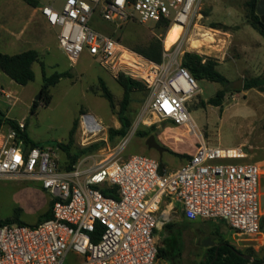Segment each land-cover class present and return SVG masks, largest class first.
<instances>
[{
	"label": "built area",
	"instance_id": "2783aa9c",
	"mask_svg": "<svg viewBox=\"0 0 264 264\" xmlns=\"http://www.w3.org/2000/svg\"><path fill=\"white\" fill-rule=\"evenodd\" d=\"M202 5L203 0H64L60 8L44 6L41 14L58 29L59 46L72 64L86 51L116 77L144 83L150 96L139 123L159 129L172 122L197 131L188 107L197 81L173 60L186 53L183 44L203 18ZM97 13L117 28L130 21L154 23L167 33L182 27L174 52H165L172 60L156 63L93 29L89 22ZM18 127L24 131L25 124ZM1 128L0 178L40 182L52 217L34 226L0 224V264H66L71 254L72 264H157L155 232L169 219L170 210L162 207L173 203L189 222L225 221L239 237L261 235V166L229 162L247 157L242 148L211 147L198 133L190 158L173 172H161L160 160L148 154L68 171L54 149L26 147L17 129Z\"/></svg>",
	"mask_w": 264,
	"mask_h": 264
},
{
	"label": "rangeland",
	"instance_id": "374dc122",
	"mask_svg": "<svg viewBox=\"0 0 264 264\" xmlns=\"http://www.w3.org/2000/svg\"><path fill=\"white\" fill-rule=\"evenodd\" d=\"M49 1H54L57 8L64 2ZM251 2L203 0V18L193 30L191 38L204 44L201 48H193L188 41L183 44L185 52L217 60L219 72L232 82L222 105L215 107L209 101L225 86L208 80H196L199 89L188 107L197 131L189 125L176 126L172 122L160 124L159 129L157 125L149 127L139 123L150 96L142 84L131 94L126 112L131 122L128 134L125 137H111V131L122 128L119 113L124 89L117 81L120 75L116 77L86 51L72 64L59 46L55 33L58 29L46 34L45 48L41 50V62L45 65L47 76L66 74L51 87V103L48 106L40 105L35 113H31L33 102L41 94L44 83L42 67L37 63L33 67L35 79L26 86L18 85L0 71V110L7 119L17 123L22 121L32 141L54 149L61 169L65 170L74 157L77 158L75 166L81 164L80 170L86 172L104 160H125L131 155L148 154L160 160L163 172H173L188 159L174 153L183 156L191 154L198 144V133L203 134L211 147L242 148L247 154L246 162L257 163L264 170V38L248 19ZM89 25L119 39L140 56L143 55L139 50L158 40L163 48L161 63L172 60L165 56L163 45L167 28L136 21L117 28L103 20L99 13L91 18ZM205 29L213 33L214 41L209 42L201 36ZM174 49L172 47L171 52ZM184 54L173 61L181 64ZM257 77L260 78L259 87L238 92L245 79ZM101 81L113 94V108L103 96ZM88 116L95 119L96 125L101 127L99 130L88 125ZM75 122L77 126L73 131ZM9 126L6 121L1 129L5 131ZM90 132L96 134H88ZM144 133L148 136L142 135ZM151 135H155L157 142L168 150L162 158L156 151L148 149L146 140ZM229 162L238 163L236 160ZM259 203L260 210L264 212V175L260 177ZM50 206V196L40 182L24 176L0 178L1 222L15 220L16 225L21 222L34 226L45 221L44 216L50 211ZM164 210L165 206L162 207ZM208 222L209 231L201 232L197 229L200 223L188 224L178 207L170 211L169 219L161 220L155 232L159 250L166 252V255H159L157 264H205L210 257V247L203 245L201 240L206 234H210L216 242L224 240L253 256L254 260L248 264L264 260V226L261 227V235L253 240L235 235L225 221ZM72 261L73 254L69 255L66 264H72Z\"/></svg>",
	"mask_w": 264,
	"mask_h": 264
},
{
	"label": "trees",
	"instance_id": "16d2710c",
	"mask_svg": "<svg viewBox=\"0 0 264 264\" xmlns=\"http://www.w3.org/2000/svg\"><path fill=\"white\" fill-rule=\"evenodd\" d=\"M27 4L31 6H37V0H23ZM259 0H252L250 3V14L249 21L251 26L259 32V34L264 38V23L261 22L260 16L257 14V6ZM220 26V25H219ZM215 27H218L215 26ZM223 27V26H221ZM139 53L146 58L156 62H162V54L163 48L160 41L155 40L152 41L146 49L139 50ZM35 63H40L43 75H44V83L41 89V97L39 101H34L31 109V113H35L37 108L40 105L48 106L51 103L52 95L50 94L51 87L55 86L62 77L66 74L56 73L52 76H47L45 72V65L40 61L39 53L35 50H28L15 55L3 54L0 52V71H2L5 75H7L11 80L21 86H26L35 79V72L33 70V65ZM181 65L185 68L188 73L198 81L208 80L211 82L219 83L225 86V88L219 91L216 96L210 99L209 104L220 107L226 97V94L231 90L232 82L221 74L218 70L219 62L214 58L204 57L196 53L186 52L182 57ZM118 83L124 89V96L121 103V110L119 113V120L121 122L122 128L120 130L111 131V137L115 135H119L121 137H125L128 134V131L131 127V122L129 118L126 116V112L128 110L131 94L132 92L140 86H143L142 82L138 80H134L129 77H125L124 75H120L117 78ZM260 78H251L245 79L242 85V88L238 90L247 91L250 89H254L259 87ZM102 93L103 96L109 101L110 107H114V97L113 94L106 87L105 83L101 81ZM7 121L10 126L17 129L19 133V137L22 139L26 147H41L38 143H35L31 140L28 133L24 130L21 131L18 127V123L14 120L7 119L4 114L0 110V128ZM77 126V122L74 123L73 131ZM144 136H148L147 133L142 134ZM97 147V146H96ZM177 156H182L186 158H190V156H183L177 153H174ZM77 158L74 157L66 170L70 171L74 169ZM160 168L162 172V165L160 163ZM103 193L108 197H113V194L109 190H103ZM52 217L51 206L50 211L44 216L45 220L50 219ZM185 219V218H184ZM186 220V219H185ZM44 221V220H43ZM40 221L39 223L43 222ZM189 223L188 220H186ZM14 224L15 220H7L4 222L0 221V224ZM37 223V224H39ZM20 225H24V223L19 222ZM264 226V216L262 217L261 227ZM171 227V225H169ZM218 248V252H217ZM165 250L160 249L158 253L159 255H166ZM238 253L245 254L241 250L237 249L235 246L226 242L224 240L221 241L220 245L216 247L210 248V257L205 264H248L249 260L244 259ZM253 264H264V260H256Z\"/></svg>",
	"mask_w": 264,
	"mask_h": 264
},
{
	"label": "crops",
	"instance_id": "0c3cea01",
	"mask_svg": "<svg viewBox=\"0 0 264 264\" xmlns=\"http://www.w3.org/2000/svg\"><path fill=\"white\" fill-rule=\"evenodd\" d=\"M37 2V6H31L23 0H0L1 53L15 55L28 50H35L39 53L41 61V50L45 48V36L57 28L48 26L41 14V9L47 5H55L54 1L37 0ZM55 33L58 38L59 31ZM1 92L4 93V90L2 89ZM246 160L247 157L236 161L247 163ZM261 172V176H263L264 170L261 169ZM175 207L181 210L178 203H173L166 207V211H172ZM262 214H264L263 211Z\"/></svg>",
	"mask_w": 264,
	"mask_h": 264
},
{
	"label": "bare ground",
	"instance_id": "6f19581e",
	"mask_svg": "<svg viewBox=\"0 0 264 264\" xmlns=\"http://www.w3.org/2000/svg\"><path fill=\"white\" fill-rule=\"evenodd\" d=\"M203 28V27H202ZM182 27L180 26H174L165 36L164 40H163V45L165 50H170L178 41V39L180 38V35L182 33ZM201 32V31H200ZM204 34H202V37H205V40H208L209 42H211V40H213V33H211V31H208L205 29V31L203 32ZM214 41V40H213ZM220 41V40H219ZM190 43L192 45L193 48H201L203 46V44L201 43V40H196L194 38L190 39ZM209 47V46H208ZM87 122L88 125H92L94 130H99L101 127H99L98 125H96L95 119L93 117H87ZM83 127H85V124H83ZM91 127V126H89ZM88 127V128H89ZM87 128V127H86ZM103 130V128L101 129ZM100 130V131H101ZM89 131V130H88ZM99 131V132H100ZM88 134H96L93 132H90Z\"/></svg>",
	"mask_w": 264,
	"mask_h": 264
},
{
	"label": "water",
	"instance_id": "95a60500",
	"mask_svg": "<svg viewBox=\"0 0 264 264\" xmlns=\"http://www.w3.org/2000/svg\"><path fill=\"white\" fill-rule=\"evenodd\" d=\"M257 14L260 16L261 18V22L264 23V0H260V2L258 3V6H257ZM40 97H41V94H39L35 101H39L40 100ZM146 144L148 146V149L149 150H155L158 154H159V157L162 158L164 153H166L168 150L164 147H162L158 142H157V139H156V136L155 135H151L147 138L146 140ZM213 246V244H206V246ZM217 252H218V248H217ZM240 256H242L244 259L246 260H249V261H253L254 258L253 256L251 255H247V254H241V253H238Z\"/></svg>",
	"mask_w": 264,
	"mask_h": 264
},
{
	"label": "flooded vegetation",
	"instance_id": "af4514ba",
	"mask_svg": "<svg viewBox=\"0 0 264 264\" xmlns=\"http://www.w3.org/2000/svg\"><path fill=\"white\" fill-rule=\"evenodd\" d=\"M155 151V150H154ZM195 223H200L199 224V227L197 228L198 231H201V232H208L209 231V228H208V225H209V222L206 221V222H202V221H199V222H195ZM202 244L206 246V244H213V246H207V247H216L218 245H220L221 242H216L213 240L212 236L209 234H206L202 240H201Z\"/></svg>",
	"mask_w": 264,
	"mask_h": 264
}]
</instances>
